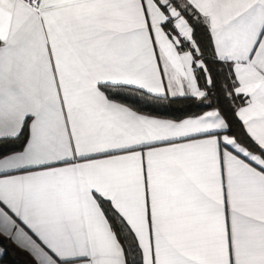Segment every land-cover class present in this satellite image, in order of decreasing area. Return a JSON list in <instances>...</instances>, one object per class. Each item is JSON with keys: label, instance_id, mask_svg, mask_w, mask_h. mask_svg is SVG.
I'll list each match as a JSON object with an SVG mask.
<instances>
[{"label": "snow or ice", "instance_id": "snow-or-ice-1", "mask_svg": "<svg viewBox=\"0 0 264 264\" xmlns=\"http://www.w3.org/2000/svg\"><path fill=\"white\" fill-rule=\"evenodd\" d=\"M0 237L264 264V0H0Z\"/></svg>", "mask_w": 264, "mask_h": 264}, {"label": "trees", "instance_id": "trees-1", "mask_svg": "<svg viewBox=\"0 0 264 264\" xmlns=\"http://www.w3.org/2000/svg\"><path fill=\"white\" fill-rule=\"evenodd\" d=\"M0 246L4 247L7 250V254L3 257L0 263L5 264H30V257L27 253L18 249L13 245V243L6 239L0 237Z\"/></svg>", "mask_w": 264, "mask_h": 264}, {"label": "crops", "instance_id": "crops-1", "mask_svg": "<svg viewBox=\"0 0 264 264\" xmlns=\"http://www.w3.org/2000/svg\"><path fill=\"white\" fill-rule=\"evenodd\" d=\"M14 245V244H13ZM15 246V245H14ZM0 247H2V246H0ZM16 247V246H15ZM19 249V248H18ZM0 264H5V263H0Z\"/></svg>", "mask_w": 264, "mask_h": 264}]
</instances>
